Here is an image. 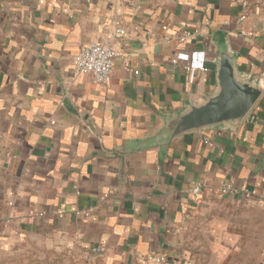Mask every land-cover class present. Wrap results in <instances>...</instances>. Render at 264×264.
<instances>
[{
	"label": "crops",
	"instance_id": "obj_1",
	"mask_svg": "<svg viewBox=\"0 0 264 264\" xmlns=\"http://www.w3.org/2000/svg\"><path fill=\"white\" fill-rule=\"evenodd\" d=\"M242 12L251 37L239 34ZM217 37L264 87V0H0V248L177 262L202 198L223 182L264 218V91L235 131L146 148L162 116L214 88ZM90 42L115 52L106 87L74 73ZM193 181L211 191L195 200Z\"/></svg>",
	"mask_w": 264,
	"mask_h": 264
},
{
	"label": "rangeland",
	"instance_id": "obj_2",
	"mask_svg": "<svg viewBox=\"0 0 264 264\" xmlns=\"http://www.w3.org/2000/svg\"><path fill=\"white\" fill-rule=\"evenodd\" d=\"M201 206L185 235V256L159 264H258L264 249V218L255 207L215 195L202 198ZM0 264L77 263L63 250L29 246L16 251L0 248Z\"/></svg>",
	"mask_w": 264,
	"mask_h": 264
},
{
	"label": "water",
	"instance_id": "obj_3",
	"mask_svg": "<svg viewBox=\"0 0 264 264\" xmlns=\"http://www.w3.org/2000/svg\"><path fill=\"white\" fill-rule=\"evenodd\" d=\"M214 88L194 103H187L179 112L162 116V123L146 148L163 150L171 140L203 130L235 131L262 96L264 87L250 80L238 67L237 56L228 43L215 40Z\"/></svg>",
	"mask_w": 264,
	"mask_h": 264
},
{
	"label": "built area",
	"instance_id": "obj_4",
	"mask_svg": "<svg viewBox=\"0 0 264 264\" xmlns=\"http://www.w3.org/2000/svg\"><path fill=\"white\" fill-rule=\"evenodd\" d=\"M246 19V14L242 12L238 19L237 25L239 34L242 37H251L252 33L243 27V22ZM186 24H183L184 28ZM161 29H167L166 24L161 25ZM125 29L122 27H116L113 32V36L120 37L125 34ZM188 37V33H184L179 36L180 43L184 42ZM115 52L112 46L108 42H90L89 44L81 47L72 58V66L74 73L77 75H89L94 82L108 86L111 80L113 59ZM50 124H54L51 120ZM189 192L195 200H200L203 195L207 194L210 190L209 185L205 181H193L190 183ZM214 195L219 198L229 199H243V193L232 184L228 182L220 183L213 191ZM244 200V199H243ZM101 248H96L97 254L101 253ZM146 264H159L165 261L164 256H148L145 258Z\"/></svg>",
	"mask_w": 264,
	"mask_h": 264
},
{
	"label": "trees",
	"instance_id": "obj_5",
	"mask_svg": "<svg viewBox=\"0 0 264 264\" xmlns=\"http://www.w3.org/2000/svg\"><path fill=\"white\" fill-rule=\"evenodd\" d=\"M263 230H264V225H263ZM252 264H256V263H252Z\"/></svg>",
	"mask_w": 264,
	"mask_h": 264
}]
</instances>
